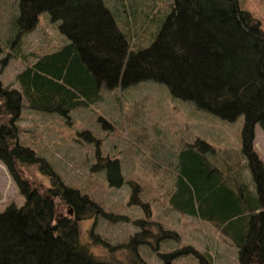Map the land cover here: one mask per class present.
Wrapping results in <instances>:
<instances>
[{
    "label": "trees",
    "instance_id": "16d2710c",
    "mask_svg": "<svg viewBox=\"0 0 264 264\" xmlns=\"http://www.w3.org/2000/svg\"><path fill=\"white\" fill-rule=\"evenodd\" d=\"M172 1L152 42L135 43L133 49L135 40L149 39L139 36L145 28L122 32L103 0H18V37L48 12L52 22L60 21L59 30L69 41L20 71L19 89L0 80V160L25 197L22 205L0 212V264H115L95 257L79 239V222L100 212L95 203L58 177L51 178L44 192L23 178L20 166L40 159L19 142L17 121L23 101L32 110L68 118L69 112L100 100L102 87L146 80L165 84L175 98L222 119L243 116L241 152L254 190L232 167L224 171L211 164L207 155L214 154L213 147L196 139L179 153L171 205L220 228L236 246L238 264H264V165L253 149L255 125L264 132V32L238 0ZM77 135L99 144L90 130ZM96 158L91 170H105L109 181L119 185L117 161ZM44 165L43 171L53 175ZM130 202L149 212L135 192ZM166 237L175 234L159 228L155 240ZM135 240H141L138 234ZM178 254L162 253L164 264ZM198 257L207 264L203 255Z\"/></svg>",
    "mask_w": 264,
    "mask_h": 264
},
{
    "label": "rangeland",
    "instance_id": "374dc122",
    "mask_svg": "<svg viewBox=\"0 0 264 264\" xmlns=\"http://www.w3.org/2000/svg\"><path fill=\"white\" fill-rule=\"evenodd\" d=\"M103 2L113 11L122 32L133 27L131 32L136 33L145 28L139 36L149 39L135 40L134 49L135 43L152 42L173 1ZM238 3L264 32V0ZM18 13V0H0V80L15 89H19L16 76L20 71L36 57L69 41L59 30L60 21L52 22L48 12L40 13L34 28L18 37L14 26ZM100 92V100L69 112L68 118L32 110L22 102L18 140L40 159V163L20 166L23 178L44 192L51 178L58 177L99 207V214L78 224L80 242L98 259L115 264H164L162 253L179 251L169 264H201L198 254L206 258L207 264H238L231 238L213 223L178 213L171 205V196L176 191L179 153L196 139L213 147L214 154L210 151L207 155L211 164L224 171L232 167L254 190L241 152L243 116L234 121L222 119L190 101L175 98L165 84L151 80L111 90L102 87ZM82 130H90L99 144L78 136ZM253 149L264 165V132L259 124L254 128ZM97 154L117 161L122 178L119 185L109 181L105 170H91ZM41 164L50 167L53 175L43 171ZM134 192L148 206V213L130 202ZM24 200L0 160V212L11 204L22 205ZM61 211L71 212L67 208ZM158 227L175 237L155 240ZM137 234L141 240L132 242Z\"/></svg>",
    "mask_w": 264,
    "mask_h": 264
}]
</instances>
